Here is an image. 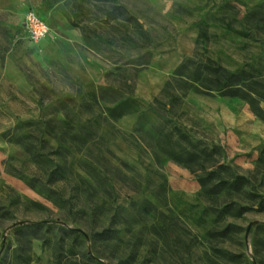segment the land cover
Here are the masks:
<instances>
[{
  "label": "rangeland",
  "instance_id": "rangeland-1",
  "mask_svg": "<svg viewBox=\"0 0 264 264\" xmlns=\"http://www.w3.org/2000/svg\"><path fill=\"white\" fill-rule=\"evenodd\" d=\"M35 1L0 0V264H264V0H115L146 34ZM184 57L202 80L152 103Z\"/></svg>",
  "mask_w": 264,
  "mask_h": 264
},
{
  "label": "trees",
  "instance_id": "trees-1",
  "mask_svg": "<svg viewBox=\"0 0 264 264\" xmlns=\"http://www.w3.org/2000/svg\"><path fill=\"white\" fill-rule=\"evenodd\" d=\"M87 1L90 2L93 7H97L98 9H100L101 13L100 15L98 14L94 18L95 21L100 20V23H107L111 28H115L114 26H112V23L114 22L116 23L123 22L127 24L134 23L135 28H137L140 33L146 34L144 32L145 31L144 28L140 27V24L138 23L137 19L132 14H130L125 7L117 3L115 0H87ZM56 2L57 1L52 3L53 5L52 4L47 5L46 8H52ZM104 4H106L107 6H105ZM64 17H66V20L68 22L71 21L70 16L64 15ZM111 42L112 44L115 43V41H111ZM133 65H134L133 66L134 69L137 71L136 69L137 67L135 66V63ZM247 66L251 67V65L246 64V67ZM122 67L123 68H120V66L115 65L113 69L129 72V69H127L126 66L123 65ZM207 69L208 67L202 66L194 58L184 57L173 69L172 73L167 78V80H165L158 94L152 98V103L156 104L159 101H162L163 97H169L177 101H179L180 99L182 100L186 96L187 91L193 86V84L197 85L202 80ZM136 71L132 72L131 75H127L124 72L117 73V75H114L113 78H106L105 81L107 85L118 86L120 90L123 92V94L129 97H134L133 87H134V77L136 75ZM249 71L248 70L246 71L244 68H241L235 80L239 82V81H243L245 77L247 78L251 76L250 73H248ZM251 71L254 70L251 69ZM230 82L231 81L220 83V86L217 88L219 90V95L238 96L240 98L246 99V95L244 93L238 92L236 88L231 86ZM177 132L179 134V137L181 138L184 137V135L181 132L179 131ZM171 156L176 158L177 154L175 155L172 153ZM242 183L249 184V180L245 177L235 176L227 184V188L231 189L232 191H237L239 190ZM250 195L253 196L254 194L250 193Z\"/></svg>",
  "mask_w": 264,
  "mask_h": 264
},
{
  "label": "built area",
  "instance_id": "built-area-1",
  "mask_svg": "<svg viewBox=\"0 0 264 264\" xmlns=\"http://www.w3.org/2000/svg\"><path fill=\"white\" fill-rule=\"evenodd\" d=\"M22 25L28 33L29 38L32 40L43 39L49 33V27L47 23L33 11H27L24 14Z\"/></svg>",
  "mask_w": 264,
  "mask_h": 264
},
{
  "label": "crops",
  "instance_id": "crops-1",
  "mask_svg": "<svg viewBox=\"0 0 264 264\" xmlns=\"http://www.w3.org/2000/svg\"><path fill=\"white\" fill-rule=\"evenodd\" d=\"M35 5L41 9V6H40V3L38 2V0L35 1ZM54 11H55V10H53V8H52V9L49 10L48 12H45V11L43 10V13H44V14H49V13L54 12Z\"/></svg>",
  "mask_w": 264,
  "mask_h": 264
}]
</instances>
